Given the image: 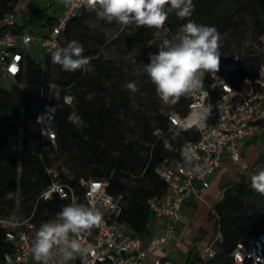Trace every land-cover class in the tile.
Here are the masks:
<instances>
[{
    "label": "trees",
    "instance_id": "obj_1",
    "mask_svg": "<svg viewBox=\"0 0 264 264\" xmlns=\"http://www.w3.org/2000/svg\"><path fill=\"white\" fill-rule=\"evenodd\" d=\"M248 1L254 12L253 35L260 40L264 35V0ZM16 4L17 0H0V21L14 12ZM44 12L45 9L38 6L30 7L27 21L36 23ZM96 17V9L81 11L67 22L60 41L61 47L71 40L80 42L84 47L83 55L89 57L87 68L65 71L60 65L52 63L51 52L45 53L38 61L26 55L20 73L15 76L10 88L0 87V215L9 213L13 208L17 201L16 192L22 210L27 212L32 209L41 190L49 184L44 165L53 164L50 153L55 152L74 170L69 181L78 193L81 192L77 183L79 177L101 179L111 175L108 191L123 193L125 197L121 218L134 234L146 237L151 234L152 219L147 199L161 195L165 190V183L155 173L154 167L163 161L184 164L181 156L183 144L187 140H195L197 131L190 127L172 139L169 128L175 125L170 122L169 115L177 113L184 116L187 102L182 96L172 105L171 112H160L155 85L147 74L139 81V100L133 108L122 69L112 61L104 60L102 50L108 44L125 41L127 51L139 47L137 60L145 65L149 62V53L157 52L162 41L171 38L184 23L174 12L171 13L161 28L165 30V37L142 47L140 43L154 39L158 29L141 27L129 33L121 31V26L115 21L108 23L102 19V27H91L88 21ZM53 18H47L49 25ZM22 26L23 22L18 21L0 23V32L7 29L18 31ZM103 30H113V34L106 36ZM117 32L119 36L113 39ZM256 52L251 60L258 59ZM245 72L243 65L240 75ZM53 83L56 89L50 88ZM66 94L73 96V107L63 102ZM217 95L216 91L212 94L213 98ZM40 101L56 106L52 124L56 136L53 144L40 141L41 125L31 109L32 102ZM121 112L123 118L119 116ZM70 113L82 117L85 126L70 122ZM124 116H128L129 121H125ZM17 119L23 121L20 170L15 162L18 149L8 142V133ZM31 138H35L36 142L30 143ZM165 138L173 150L165 149ZM261 159H264V153H259L251 165ZM245 171L238 180L224 188L223 196L213 206L214 213L209 214V218L214 219V229L219 232L214 243L219 249L217 259L220 261H224L226 254L239 243L264 230V195L251 188ZM61 204L62 200L56 194L49 200H39L34 220L42 224L53 219ZM12 248V243L4 240V230L0 227V261L4 253L12 251ZM194 254L197 258L200 255L197 252ZM75 262L81 264L78 258ZM184 264L197 263L190 259Z\"/></svg>",
    "mask_w": 264,
    "mask_h": 264
},
{
    "label": "built area",
    "instance_id": "obj_2",
    "mask_svg": "<svg viewBox=\"0 0 264 264\" xmlns=\"http://www.w3.org/2000/svg\"><path fill=\"white\" fill-rule=\"evenodd\" d=\"M63 1L60 14L53 19L49 29L35 37L32 33L7 29L0 32V77L14 79L20 73L22 62L29 45L38 46L40 55L61 47L62 32L67 22L81 11H93L85 0ZM6 15L0 23H8ZM258 59L250 60L245 66L246 72L240 75L243 61L232 55L225 61H219L218 70L206 72L203 76V88L193 95L183 96L187 102V113L169 115L175 126L197 131L195 140H187L185 148H193L195 157L204 165L200 173H194L185 163L163 161L154 167L155 173L165 183L161 195L147 199L148 210L154 219L165 221V232L141 237L133 233L129 224L121 218L125 206L123 193H110V177L101 179L79 177L81 192L78 193L69 179L68 173H60L55 164H45L44 171L49 184L41 190L29 211L22 210L19 200L7 214L0 215V227L4 230V240L12 243V251L4 253L0 264H37L31 253L34 233L41 225L34 220L36 204L39 200H49L54 194L62 200L60 210L72 200L95 207L101 214L98 226H94L84 241L90 244L92 251L87 264H170L160 257H153L147 263L151 249H161L171 240L178 245L174 223L182 219L183 205L195 192V181L207 187L210 176L222 169L227 157L232 162L242 158L241 143L259 134L264 135V36L256 52ZM51 89H56L53 83ZM214 91L218 92L213 98ZM63 102L73 107V96L66 94ZM210 107L211 114L203 128H198L189 119L191 112ZM31 109L35 120L41 125L40 141L55 143L52 124L56 117L53 103L32 102ZM264 148V140L261 143ZM64 167H62L63 169ZM215 242V241H214ZM214 242L206 244L199 255L197 264H264V230L251 236L246 242L239 243L227 253L226 259H217L219 249ZM81 261L80 258H78Z\"/></svg>",
    "mask_w": 264,
    "mask_h": 264
},
{
    "label": "clouds",
    "instance_id": "obj_3",
    "mask_svg": "<svg viewBox=\"0 0 264 264\" xmlns=\"http://www.w3.org/2000/svg\"><path fill=\"white\" fill-rule=\"evenodd\" d=\"M70 3L71 0H65ZM97 10L99 19L108 23L115 21L125 28L161 29L171 13L180 19H187L171 37L164 39L158 51L149 53V62L144 72L155 85V90L164 104L175 105L182 96L193 95L203 88L206 72L217 71L220 61V34L213 26L197 23L191 19L195 5L193 0H85ZM119 36V32L113 39ZM84 47L77 40H71L64 47L51 51V61L65 71H77L89 64V57L83 55ZM125 88L136 92L135 82H128ZM211 114L210 107L191 112L189 119L198 128H203ZM68 120L77 126L85 123L76 113H70ZM182 126L169 128L172 139L179 137ZM166 150H173L167 138ZM181 156L186 166L194 173L204 167L195 157L193 148H185ZM251 188L264 195V166L250 177ZM101 214L93 206L72 200L62 207L49 221L43 222L34 233L31 253L37 264H69L77 258L87 264L92 251L84 237L98 226Z\"/></svg>",
    "mask_w": 264,
    "mask_h": 264
},
{
    "label": "rangeland",
    "instance_id": "obj_4",
    "mask_svg": "<svg viewBox=\"0 0 264 264\" xmlns=\"http://www.w3.org/2000/svg\"><path fill=\"white\" fill-rule=\"evenodd\" d=\"M36 6H40L41 9H45V12L38 18L36 23H31L27 21V13H17L16 21L19 23L23 22L22 30L32 33L35 37L40 36L49 29L50 21L47 20L48 16H58V11L51 10L48 11L46 0H33ZM195 5V11L191 17L194 21L200 24L213 26L216 28L220 34V61H225L229 59L232 55H237L242 61L243 65H250V60L253 54L257 51V47L260 45L259 37L255 38L253 35L252 27H254L255 19L253 8L248 0H193ZM29 10V9H28ZM26 17V20H24ZM183 23L187 22V19H182ZM88 24L91 27H102L100 19L98 16L94 20H89ZM181 27V26H180ZM179 27V28H180ZM125 31L129 33L135 32L134 28H125ZM105 35L113 34V30H103ZM264 35H261V37ZM165 37V30L158 29L154 34V39L149 41H142L140 46L145 47L150 45L155 40H161ZM137 47L132 51L126 50V42L120 41L114 44H108L102 50V58L104 60H109L114 63L117 67L122 69L123 75L126 77V81L135 82L137 85L136 92H130L131 105L133 108L137 105V100H139L138 91L140 89L139 81L141 78L145 77L144 65L140 64L137 60V53L139 51ZM42 50L40 47L29 45L27 47L26 55L30 58L38 61ZM87 68V66L85 67ZM13 79L3 78L0 79V87L4 89H9L13 84ZM107 85V83L105 82ZM137 98H136V97ZM160 112L169 113L172 110V105L164 104L156 93ZM123 118L122 112L119 114ZM125 121H129L128 116H124ZM8 123V120L6 121ZM23 121L22 119L14 120L13 126L8 133V142L12 147L18 149V155L15 159L16 167L18 170L21 169V154L20 147L23 145V133H22ZM264 140V135L250 138V144L252 143L255 150L256 156L259 153H264V148H262L261 143ZM30 143H35L36 139L31 138ZM51 159L54 161L53 164L57 166L60 173H68L72 175L74 170L63 160V158L55 152L50 153ZM254 160V159H253ZM237 165V162H234ZM249 164V162H248ZM264 166V160H261L250 167L245 169L246 177L249 179L255 172L259 170L260 167ZM62 167H64L62 169ZM199 182L195 181V184ZM223 196V193L221 197ZM221 199V198H220ZM219 199V200H220ZM15 200H19L18 192L15 193ZM186 227L191 229L196 225L194 220H191L190 210H183ZM214 212V209H213ZM202 227L196 229L192 235L189 233H183L185 237L182 244L187 243L189 247L195 245V250L198 249L201 244H207L208 242H214L219 236L218 230L214 229L212 224V219H209L208 213H203ZM152 221H150L151 223ZM176 228V225H174ZM193 254V253H192ZM192 257V256H191ZM69 264H76L75 260L70 261Z\"/></svg>",
    "mask_w": 264,
    "mask_h": 264
},
{
    "label": "crops",
    "instance_id": "obj_5",
    "mask_svg": "<svg viewBox=\"0 0 264 264\" xmlns=\"http://www.w3.org/2000/svg\"><path fill=\"white\" fill-rule=\"evenodd\" d=\"M46 1H47L48 11L56 10L58 11V15H59L63 7V1L61 0H46ZM32 6H36L33 0H17V4L15 5L14 12L12 14L7 15L9 18V22L16 21L17 13L26 14L28 9ZM50 16L51 15H49L48 17ZM260 135L262 134H259L257 136ZM255 137L251 139H254ZM241 145H242L243 153H242V158L239 162H237V165L234 162L230 161L227 157H225L223 160L222 169L217 170L210 176L209 184L207 187L202 186L200 183L195 184L194 194L192 195L190 200L183 205L182 219L174 223V225H176V228L174 227L175 234L179 240L178 245L174 246L171 240H169L163 245L161 249H151L147 257V263H150V260L153 257H160L162 261L169 262L170 264H184L186 261L190 259L196 260V263L198 262L199 257L197 258L194 252H197L199 255L206 244H201V246H199L197 250H195V245L192 247H189L187 243H185L184 245L182 244V242L185 241V239L183 238L185 237L183 236L184 235L183 233L187 232L189 233V235H192L196 229L202 227L201 223L204 216L203 213L207 212L208 217L210 213H214L213 206L221 198L224 188L228 184H231L236 180H238L239 175L243 173L246 168L251 166V162L253 161V159L256 158V150L253 144L252 143L250 144V139L243 141ZM184 209L190 210L191 220H194L196 223V225L193 226L191 229L185 228L186 227L185 223L182 224L183 220H185V216L183 212ZM151 221H152L150 223L151 234H162L165 232L164 220L152 218ZM212 224L214 225V219H212ZM191 251H194L193 254H190Z\"/></svg>",
    "mask_w": 264,
    "mask_h": 264
}]
</instances>
